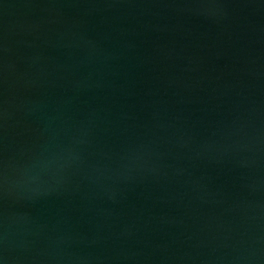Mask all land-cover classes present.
Listing matches in <instances>:
<instances>
[{
	"label": "water",
	"instance_id": "95a60500",
	"mask_svg": "<svg viewBox=\"0 0 264 264\" xmlns=\"http://www.w3.org/2000/svg\"><path fill=\"white\" fill-rule=\"evenodd\" d=\"M0 264H264V0H0Z\"/></svg>",
	"mask_w": 264,
	"mask_h": 264
}]
</instances>
